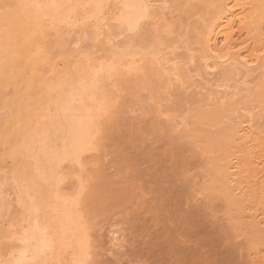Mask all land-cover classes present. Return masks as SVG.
<instances>
[{
	"label": "bare ground",
	"instance_id": "obj_1",
	"mask_svg": "<svg viewBox=\"0 0 264 264\" xmlns=\"http://www.w3.org/2000/svg\"><path fill=\"white\" fill-rule=\"evenodd\" d=\"M159 1L160 0H0V5L21 6L13 8L11 11H6L4 8L0 7V81L5 85V88H7L6 85L10 87L11 85H14L15 89L13 87L12 88L16 93L13 99L14 102H11L10 104H7L9 102H5L6 107L2 105L1 108L8 109V112H15L18 115V117L14 119V121L12 120V123H9V126L14 125L18 127L15 128L13 126L15 129H17L15 133V129H13V127H11V134L10 131H7L8 123L6 121L5 122L7 124L5 123V125H3V128H0V132L3 135L5 133L7 135L10 134L9 137L7 136V139L12 137L15 138L16 136V138L12 140L13 142L11 141L12 143H10L11 152H9V160H13V162H15L14 165H16L10 168L11 174L8 175L12 176L11 189L15 191L13 192L16 195V204H19L21 206V209H23V215L20 216L21 218H17L18 221H16V223L7 225L10 226L7 228V230L9 229V231H7L6 235L4 236L8 237L17 235L23 231V228L30 227V225L28 224H23V220L25 218V210L27 207H30L29 196L36 197L39 201L40 194L42 193L45 197V209L40 217L41 227L47 224L51 229H53V231L50 232V236L54 239L55 242L52 251L48 252L46 257L52 262V264H77V261L85 258V255L90 254V242L88 238L89 233H87L88 231L86 228L87 226L85 227L81 224L80 218L77 215L72 203L70 201L66 202L62 198L64 193L67 192V188L65 189L64 187L67 182L66 180L69 181V179L72 177L70 175L71 177L68 179L69 175L67 174H69V172L64 174L65 172H63V170H65L64 167L67 168L66 166L68 165H73L71 166L72 168L74 167V165L78 166L76 163H74V157L76 156V153L89 142V138L93 133V129L98 124H101L99 120H102L103 116L109 114V107L112 106H109L110 103L108 104V101L111 102V100H108V98L106 97V88L104 89V87L106 86L105 82L110 81V79L113 80L118 75H123L124 77L142 73L146 71V69H148L150 66H153L154 68L158 66L157 70L159 74L161 73V76H164L166 74L165 72H168V82H170L169 85L173 86V81H178L180 83L182 82L181 84H183L185 82L184 80H187L185 79L186 76H183V74H185L186 72L183 73L182 68L178 67L177 65L172 66V69L166 67V65H172L169 64L170 61H177L175 57L173 59L172 57L168 59L166 58L167 56L164 55L166 53H162L164 56H160L158 59L154 57L157 55H162L159 51L160 49H165V47H163L164 43L162 44V46L158 41L154 40L156 41L155 44L158 45V47L156 45V49L160 48V46H162V48L157 49V52L155 49L154 54H146V52L144 51L145 47L144 49L143 47L142 49L137 48L139 44L141 46V44L143 43L140 41V39L138 40V34H131L127 32L120 33L119 27L114 24L115 18L118 17L121 12L127 11L122 7V5L141 3L160 5L158 3H168V0H166L165 2ZM205 3L207 4L208 18H206L207 20H205V22H202L203 24H205L203 25L204 32L203 34L201 33L203 35L201 39V47L204 45V53L206 54L202 55L203 63L199 64L202 67L203 74L208 77L206 78L203 75L206 79L204 77H201V79L203 78L202 80L205 79L208 82L209 77H214L215 75L217 77V75L221 74V77H223V79L231 80L239 76L242 72H244L246 76H251V74L256 72H262L264 76V0H207V2ZM97 4H103L106 7L103 9H97L95 7ZM33 5H41L42 7L35 8L32 7ZM165 10L167 11V9L163 7L154 10V19L155 22L158 21V24L160 23L161 19V22H164V24L165 22H168L165 21ZM170 10L172 11L173 9ZM101 12L103 13L102 16ZM169 15H171V13ZM158 16H161L162 18ZM104 18H107L108 23L100 29V35L102 36V39L105 40L103 41L100 39V41H97L96 39H94L97 34L95 31V25L98 19L103 21ZM85 22H87V28ZM80 27L81 29L84 28V30L86 29L87 31L86 32L83 30V39L86 36L88 37V35L85 36V33H88L90 35V39H94L95 43L103 42L104 46H102V43L99 44L102 47H105V49V44H107L108 48H112V51L110 52L111 54H109V56L112 55L113 52V58L111 57L108 62H105L109 57L106 59L104 58L105 60L103 59V61L102 57L100 59L97 56V59H100V61H102L100 62L96 59V57L94 59V56H91L93 54L90 55L89 59L86 54L89 55L90 52H87L84 53L85 57H87L86 60L88 59L87 62H85V59H83L84 62H82L81 60L80 62L77 60V58L74 57V60L76 59V61L72 62H75L76 64L74 63V66L72 68V64H68L70 63V60L68 61V59H70V57L73 58V54H70L69 58L68 55L62 54L63 57H61L63 61H61L60 59L61 63L59 64H62L61 67L63 65L64 66L62 68L57 67L59 66L57 64L58 61L57 63L55 62V64L53 63V60L55 58L53 56L54 54L52 55L53 58H51L49 53L47 54V52H45V49L47 48L46 44L49 41V39L45 37L47 35L48 37H51V34H53L52 36H56L60 41L61 36L66 35L65 37L67 38V33L63 34L65 33V31L71 33L72 30L74 31L75 28L80 29ZM112 27L114 28V30ZM162 27L164 31L163 29H160L162 30V32L166 33L165 28L169 29L171 27L172 29V24L168 25V23H166ZM200 27L202 28V26ZM76 29L74 32H76ZM171 29H169L170 31H167V33L171 32ZM111 30L113 32H111ZM161 30L160 34H162ZM50 32L52 33L49 35ZM70 33L68 34V37L71 36ZM78 35L79 34H77V36ZM134 36L137 37V40ZM65 37L62 38L66 39ZM121 37H125L126 39L130 38L127 39L128 42H126L125 40L124 43L126 45H122V47L121 44L123 43L118 42L116 45L115 40L116 38L120 39ZM132 37L133 39L135 38L137 44H134L135 40H133ZM161 37L162 36H160V40L164 41V39H162ZM147 40H149V38ZM62 41V45L65 44L66 40ZM137 41H140L141 43ZM108 44L111 45L108 46ZM98 45H96V47L99 48L100 45ZM61 46L60 50H63V46ZM113 48L116 51H113ZM84 49L85 47L83 48V50ZM89 49H91V47ZM101 50L98 49V51ZM68 53L71 52L69 51ZM107 53H105V55ZM77 54L78 59L81 58V54L79 55V52ZM189 54H192V52ZM139 56L141 59L139 58ZM136 57L137 59H139L137 60ZM150 57L153 60H151ZM153 57L157 59L156 64L158 65L155 64V59ZM161 57H165L166 60H161ZM66 59L67 62H65ZM196 60L198 62V58ZM51 61H53V64L50 63ZM145 61H147L148 63ZM188 61L189 62L187 64L183 65L189 66L190 64L195 63L193 56H191ZM177 62L174 64H177ZM197 62L195 64L198 65ZM43 64L44 66L50 65V67L48 66L49 70L50 68H54L50 72L54 73L55 68L57 67V69L61 70V73L60 71L55 72V74H58H56L57 77L53 76V73L51 74L52 76H50V78L49 76L44 77L45 74L43 71H41V66H43ZM67 65L69 66V69L73 70H66V67H68ZM22 66L23 69L21 70ZM164 66L167 69H165ZM159 68L162 72L159 71ZM199 69H201L200 66ZM149 72L151 71L149 70ZM188 73L190 72H187L186 74ZM28 74L29 76L27 78L26 75ZM193 75L194 74L190 76L192 77ZM17 77H20L22 80H19L23 83L22 86V83H20L21 87L17 85L19 84L18 79H20H17ZM170 77L171 79H169ZM213 77L211 79H213ZM190 81H188L187 83L189 84ZM222 84L220 83V85ZM259 84V93L257 96L255 95V99L258 100H255L256 103H258L259 101L261 102L262 99L264 100V79L262 80V83ZM1 86L2 84H0V88ZM206 86L208 87V85ZM206 86L204 85V87ZM217 87L219 88L221 86ZM224 89L226 88L224 87ZM214 90L216 91L217 89ZM0 91L4 92V89H0ZM233 92L229 94H232ZM6 94H8V92ZM37 94H40V96H38ZM36 95L38 97H36ZM243 98L244 97H242L241 99L243 100ZM21 99L22 101H20ZM219 100L221 101L222 99ZM223 100L222 102H224ZM259 103L258 105L254 104V109L261 106L259 105ZM223 104L220 103V105L222 106ZM232 104L230 102L229 106L231 107V109L237 108H232ZM230 110H225V107H221L214 112L197 114L200 118L198 119L202 121L203 129H201L202 131H204L201 132V134L197 137L198 142L202 145V147H204L203 151L206 150L205 153L207 154H215L216 151L220 152V154H216L214 156L211 154L214 158L211 157L209 159L211 173L210 177L216 179V177L220 176L218 178V180H220V186L217 189L216 187L211 188L210 186L208 188L214 189V194H216V196L226 202V204L229 206V209L236 211L241 210L240 212L242 213L239 218L236 219L237 222L243 224L244 226L251 227L256 234V237L249 240L246 247L248 249V253L250 254H248L250 256L249 258H251L252 256V259L254 258V261L257 260L258 263L255 261L257 264H264V126H262L264 125V123L262 122L263 124H259V121H261L260 119H262L260 117L261 114H259V116L257 115V117H260L259 121H257L258 118H256L255 120L247 119L245 116L244 120L240 116L239 124L236 123L237 125L234 124V126H231L230 128H225L224 131L220 132L217 135L214 133L216 136H211L212 134L210 135V131L213 126H215V123L219 120L221 121L220 123H222L223 119V121H226L225 118H228L227 116L228 114H230L227 112H230ZM232 111L233 110H231V112ZM125 112L127 113V111ZM113 113L116 114V112ZM118 113L119 112H117V114ZM250 114H253L251 113V110ZM136 115L137 114H135V117ZM197 115L195 116L198 117ZM157 126L159 125L157 124ZM3 137L1 138L4 142V139L6 140V138ZM209 141L213 142V146L211 145L212 148ZM7 148L9 149V147ZM214 150L216 151L212 152ZM90 152L93 151H85L81 154V162L83 161V158L85 155H87V153L91 154ZM6 165L7 164H5V166ZM74 168L77 169L76 167ZM66 170H68V168ZM8 182V178L2 179V176L0 177V214L6 212L9 213L10 208L13 204L11 203L12 200H10L11 195L8 191L5 190ZM57 190H59V195L61 197L59 199ZM73 191L74 189L72 190V192ZM13 205L15 206V203ZM4 217L7 218L6 216ZM3 222L6 221L3 220ZM115 233H113L112 237H110L111 240L109 243L112 245L111 248L117 249L115 247L117 245L119 236L117 237ZM23 247L24 246L20 244L16 245L15 250L17 255L13 257V259H21V257L19 256V252ZM3 248H5L4 252H6V254L8 253V257H5L6 254H4L5 256H3L1 250L0 259H4V257L9 258V254L13 251V249L7 248L6 251V247L4 246Z\"/></svg>",
	"mask_w": 264,
	"mask_h": 264
},
{
	"label": "rangeland",
	"instance_id": "obj_2",
	"mask_svg": "<svg viewBox=\"0 0 264 264\" xmlns=\"http://www.w3.org/2000/svg\"><path fill=\"white\" fill-rule=\"evenodd\" d=\"M165 1L166 0H160L159 2ZM204 1L207 2V0H168L167 4H170V7L169 9L167 8V11H164V13L166 12L165 21H168L165 22V24H172V29L171 27L169 28L172 31L168 33L167 31L166 33L162 32V26H164L165 24L164 22H161L162 15L158 16L161 17L160 23L162 24H159L162 34H160V36H162L161 38L164 39V41L162 40L164 46H162L165 47V49H160L162 48V46L157 49H160L159 52H161V54L166 53L164 54L165 56H167L166 58L170 59L172 57L173 59L175 57L177 59L178 62L170 61L169 64L172 65L168 64L169 66H167L165 64L167 68L172 69V66L177 65L178 67L182 68L183 73L190 72L188 74H183L184 77L186 76L185 79H187L184 80L185 82L183 84L185 85L181 84L182 82L180 83L178 81H173V86L169 85V75L167 74L168 72H165V69H167L165 68V66L164 72L167 75L165 73L163 74H165L166 76H161V73L159 74L157 70L158 66H156V68L150 66L148 69H146V71L142 73L124 77L123 75H118L114 79L112 78L113 80L110 79V81H107L108 79L106 78L107 82L104 81L106 83V86L104 87V89L106 88V97L108 98V100H111V102H109L108 100L107 101L108 104H111H109V106H112L109 107V114H106L105 116H103V119L101 118L102 120H99L105 128L104 139L103 142L99 144L97 150L90 152L91 154L87 153L82 161L89 166L90 171L93 175L92 191L86 197V199L90 201V209L83 210L89 216L86 228L88 231L87 233H89V249L93 264H115V262L117 261L124 260H127L129 264H132L133 261L139 262V264L258 263L257 260H255L257 262L256 263L254 261V258L252 259V256L251 258H249L250 254L248 253V249L246 248L249 240L256 237V234L251 227L244 226L236 220L241 215V210L239 209L240 211H236L229 209V206L226 204V202H224L221 198L214 194V189L208 188L210 186L211 188L216 187L217 189L220 186V180H218L220 176L216 177V179L210 177L211 173L209 165V159L211 157L214 158L213 156L216 154H220V152L214 150L212 152L216 151L215 154H207L205 153L206 150L203 151L204 147H202V145L198 142L197 137L201 134V132L204 131H202V121L199 120L200 118L197 114L214 112L221 107H225V110H230V102L231 104L233 103L231 105L232 108L237 107L235 109H231L233 110L232 112L231 110L230 112H227L230 114H228V118H225L226 121H223V119L222 123H220V120L216 122L218 124L215 123V126H213L210 131V135L212 134L211 136H216L220 132L224 131L225 128H230L231 126H234V124L237 125L236 123L239 124L240 116L244 120L245 117L247 119L254 120L258 118L257 121H259L261 117L262 119H260L261 121H259V124H263L264 108L262 107H264V100H261L262 103L260 101V103L258 102L259 105H261L259 108L257 107L258 110L257 108L254 109L253 106L254 104L258 105V103L255 102V100L258 101L257 99H255V95L257 96L259 93V83H262L264 76L262 72L253 73L251 74L252 77L250 75L246 76L244 72H242L239 76L231 80L223 79V77H221V74L217 75V77L216 75L214 77H209L208 82L205 80L208 76H205L203 74L202 67L200 65L203 63L202 55L206 54L204 53V45L201 47V39L204 32L203 25L205 24H203L202 22H205V20H207L206 18H208L207 4ZM158 4H160L161 6L164 5V3ZM170 9L173 10L171 11ZM168 13H171L172 16ZM200 26H202V28ZM80 29H76L77 33L73 30V34L72 32H69L71 35L70 37H68L69 33L65 31V33L63 34L67 33V38L65 37L66 35L61 36L60 41L55 36V34V37L52 36V32L49 33V35L51 34V37H48V35L45 37L50 41H48L49 44L48 42L47 44L45 43L47 45L45 46L48 48V50L47 48L45 49V52H47V54L49 53L51 58H53V56L55 57L53 60L54 62L51 61L50 63L53 62L55 64V62L57 63L58 61L57 64L59 66L57 67L62 68L64 65L61 67L62 64L59 63L63 61V55H68L69 58L70 54H73V58H67L68 61L70 60V63L68 64H72L71 66L73 68V64L75 62L72 61H76V59L74 60V57L77 58L78 61L81 60L82 62H84L83 59L86 60L87 58L85 57L84 53L87 52H90L89 55L86 54L89 59L90 55L93 54L91 56H94V59L95 57L97 59V56L100 59L102 57V60L109 57L105 62L109 61V59L113 56V52L112 55L109 56V54H111L110 52L112 51V48H108L107 44H105V49V47H102L104 46L103 42H97L100 41L97 40L96 42L98 44L102 43V46L100 44L99 46L94 42V37V39H90V35L88 33H85V36L88 35V47H85V38H82L84 28L81 29L82 31ZM169 29L168 31H170ZM84 31H86V29ZM111 32L113 31L111 30ZM77 34L79 35L77 36ZM62 37H65L66 39H63ZM134 37L136 38V40L138 37V40L140 39V41L143 42L140 46L139 43L141 42L137 41L139 42L137 48L141 49L142 47L143 49L144 47L146 48V45L147 47H150L152 45L150 43L156 42L154 41V38L151 40H147L148 37L144 33L138 34L137 37ZM135 38L133 39L132 37L133 40H135ZM127 39L125 37H121L120 39L116 38V45L118 42L123 43L121 44V47L122 45H126L124 42L125 40L126 42H128ZM62 40H66L65 44L63 45L61 43L63 42ZM101 40L104 41L105 39ZM136 40L134 41V44H137ZM76 43L80 44V47H76ZM111 44H108V46ZM96 45H98L99 48L96 47ZM60 46L63 50H60ZM83 46L85 47L84 50L86 51L83 50ZM89 46L91 47V49H89ZM79 48L82 50H80ZM97 48L102 50L98 51ZM114 50L115 49L113 48V51ZM69 51L71 53H68ZM169 51L171 54L169 53ZM78 52L79 55L81 54V58L79 59L77 57ZM191 52L192 54H189ZM105 53L107 54L105 55ZM99 54H101L102 56ZM164 55L162 54L154 57L158 59L160 56ZM189 56L194 57L195 63L197 62L196 59L198 58V65L193 63L189 66H184L189 62ZM156 58H154L155 64L157 61ZM166 58L163 57L161 60H166ZM67 59L65 62H67ZM100 59L97 60L100 61ZM87 60L85 62H87ZM151 60L153 59L151 58ZM176 62L177 64H174ZM46 66H44L43 64V66H41V71H43L44 74L47 75L45 76L43 74L44 77L49 76L50 78V76H52L51 74L53 73L50 71L54 68H50L49 70L50 65ZM199 66L201 69H199ZM57 67L55 68V71L53 73V76L55 77H57L58 75L57 73L56 75L55 72L60 71L61 73V70L57 69ZM66 68V70H68L69 66ZM22 69L23 66L21 70ZM72 70L73 69H69V71ZM149 70L151 72H149ZM159 71H161L160 68ZM192 74H194V77L190 76ZM26 76L28 78L29 74ZM201 77H204L205 79L202 80L203 78L201 79ZM212 77L213 79H211ZM18 78L20 77H17V79ZM169 79H171V77ZM19 80H21V78L18 79V81ZM21 81H19V84H17L19 85V87L23 85ZM188 81H190L189 84L187 83ZM20 83H22L21 86ZM196 83L201 88L198 87ZM220 83L223 84L220 85ZM0 84H2L0 89H4V92L6 93L8 92V94H6L3 91H0V94L2 93L0 95L1 108L2 105L6 107L5 102H9L7 104L14 102L13 99L16 93L14 92V85H11V87L6 85V87L8 88L7 89L5 88V85L1 83V81ZM204 85H208V87H204ZM187 86H189L191 89ZM217 86H221L222 88H218ZM224 87L227 90L224 89ZM213 88L217 90L215 91ZM222 91L225 94H223ZM231 92L233 93L229 94ZM37 95L40 96V94ZM37 95L36 97H38ZM209 96L213 97L211 98ZM228 97L232 100H230ZM240 97H244L243 100ZM219 99H224L223 101L227 103L225 104L224 102H222V100L220 101ZM20 101H22V99ZM238 102H240L241 104ZM220 103H224L223 106L220 105ZM161 109H163L164 111L163 117L161 116V114H159L161 113ZM248 109H250L251 113L253 114H250V110ZM125 111H127V113ZM113 112H116V114L117 112L119 113L116 115ZM169 113H171V119H165L164 116L168 115ZM135 114H137V119L135 117ZM259 114H261V116L257 117V115L259 116ZM195 115H197L198 117H196ZM17 117V113H11L8 112V109L1 108L0 128L2 129L3 125H5V123L7 122V131H10L11 134V127H13L14 125L9 126V123H12ZM157 124L159 126H157ZM14 127L18 128L16 126ZM14 127L13 129H15ZM16 130L17 129L14 130V133ZM2 135L0 136V139L2 140L1 137L4 136L3 138H6L7 141L5 139L4 142L3 140H0V175L2 176V179H9L10 183L8 182L5 190L8 191L11 195V203H15V206L12 204L9 213L6 212L7 215L6 213L0 214V236L2 234V236L0 237V252L2 250V254L3 256H5L4 254H6V252H4L5 248H3L4 244L2 242L5 239L4 235H6L7 231H9V229L7 230V228L10 226L7 225L16 223V221H18L17 218L20 219V216L23 215V209H21V206L19 204H16V195L14 194L15 191L11 189L12 176L8 175L11 174L10 168L16 165H14L15 162H13V160H9V152H11L10 143L13 142L12 140H14L16 136L15 138L12 137L7 139V136L9 137V135H7L6 133L3 136ZM209 143L210 146H213L212 141H209ZM7 147H9V149ZM5 164L7 165L5 166ZM71 166L73 165L66 166L69 171L66 170L67 168L65 167V170H63V172H65L64 174L69 172V174H67L69 175L68 179L72 176L69 181L66 180V184H70L71 188L66 189V187L64 186L67 192L72 191L73 189L75 191L78 187V181L75 180L74 176L76 170L78 169V166L74 165V167H76L77 169H75L74 167L73 169ZM4 167L7 168L5 169ZM211 178L213 179V181ZM18 209H20L21 211ZM10 212L12 213V215ZM4 216H6L7 218H5ZM6 219H8L9 222ZM3 220L6 222H3ZM1 232H3L4 234ZM113 233H115L117 237L119 236V242L117 241V245L120 244L122 245V247H115L117 249L111 248L112 245L109 242L111 240L110 237H112ZM7 254L5 257H8ZM5 257L4 259H7Z\"/></svg>",
	"mask_w": 264,
	"mask_h": 264
},
{
	"label": "snow or ice",
	"instance_id": "obj_3",
	"mask_svg": "<svg viewBox=\"0 0 264 264\" xmlns=\"http://www.w3.org/2000/svg\"><path fill=\"white\" fill-rule=\"evenodd\" d=\"M6 11H11L13 8L21 7L20 5H0ZM32 7L40 8L41 5H33ZM97 9H103L106 6L103 4H97ZM127 11L121 12L118 17L115 18L114 24L119 27L120 33L141 34L144 33L149 39H155L161 45L163 42L160 40V25L155 22L154 10L158 8H169L170 5H157V4H125L122 5ZM103 13L101 12V16ZM107 18L103 21L97 20L95 25L96 40L102 39L100 35V29L107 25ZM87 28V22H85ZM168 31V29H165ZM88 37H85L84 46L87 47ZM80 47V44H77ZM156 44L153 43L151 47H146V54H154ZM161 115H164L163 109H161ZM165 119H171V113L164 116ZM105 135V128L103 124H98L89 138V142L84 145L74 157V163L78 165V169L75 172V180L78 181V187L74 192L69 191L64 193L63 199L70 201L76 210L77 215L80 218V222L85 227L87 226L88 214L83 211L84 209H90V201L86 199L93 187V175L90 168L85 163L81 162L80 156L85 151L97 150L100 143L103 142ZM63 179V178H61ZM66 188H71V185H65ZM58 199L61 198L59 190H57ZM30 207L25 210V218L23 224H28L30 227L23 228V231L17 235L5 237L2 242L6 248H12L13 251L9 254V258L0 259V264H52L48 260L47 254L52 251L54 247V239L51 238L50 232L53 231L47 224L41 227L40 217L45 209V197L41 193L39 201L36 197L29 196ZM34 217V220H33ZM20 244L24 247L20 250L19 256L21 259H13L17 255L16 245ZM116 247H122L118 244ZM90 253V249H89ZM77 264H93L90 254L85 255V258L77 261ZM115 264H129L127 260L117 261ZM132 264H139V262L133 261Z\"/></svg>",
	"mask_w": 264,
	"mask_h": 264
}]
</instances>
